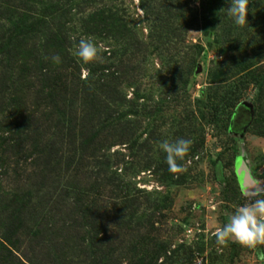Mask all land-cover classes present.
Returning a JSON list of instances; mask_svg holds the SVG:
<instances>
[{
  "label": "rangeland",
  "instance_id": "374dc122",
  "mask_svg": "<svg viewBox=\"0 0 264 264\" xmlns=\"http://www.w3.org/2000/svg\"><path fill=\"white\" fill-rule=\"evenodd\" d=\"M12 1L26 9L29 25L46 22L55 37L49 40L40 25L23 42L16 30L11 47L0 46V237L10 240L4 246L25 264H264L256 251L230 239L218 244L214 235L238 206L264 198V0H249L244 28L233 25L227 3L218 16L226 25L210 26V0ZM99 9L119 11L124 23L88 35L86 22ZM7 10L0 9V25L11 28L17 15ZM81 39L96 45L95 61L74 54ZM133 39L145 45L135 60ZM48 60L46 78L39 63ZM102 66L109 68L102 73ZM93 71L100 76L96 100L82 93ZM240 105L253 111L243 137L230 130ZM85 137L93 142L86 151ZM181 138L192 143L173 173L159 143ZM243 158L261 186L258 194L242 191ZM104 159L117 188L96 176ZM74 180L107 233L108 239L98 237V257L85 249L88 240L70 238L74 232L60 226L53 239L50 225L34 240L21 232L37 231L39 220L33 225L30 217L53 197V187H74ZM22 200L30 202L28 222L8 225L22 213ZM56 207L46 206V223L68 217L61 206L54 219ZM11 226L17 233L9 239ZM86 226L85 238L96 237ZM8 258L0 248V264H10Z\"/></svg>",
  "mask_w": 264,
  "mask_h": 264
},
{
  "label": "trees",
  "instance_id": "16d2710c",
  "mask_svg": "<svg viewBox=\"0 0 264 264\" xmlns=\"http://www.w3.org/2000/svg\"><path fill=\"white\" fill-rule=\"evenodd\" d=\"M223 3L226 4L225 0H210V2L208 3V9H207L208 12L207 13L209 14L208 19H210V22H209L210 26L212 25L214 27H217V25H221V26L226 25V22H224V19H221L222 22H220V19L218 18V16L220 15L219 14L220 13V7L222 8ZM3 6L8 7L7 14H10V15L12 14L13 15L12 17H14V15H17L16 21H18V22H17V24H12L11 22H9V25L11 26V28H6V27L0 25V46L1 47H5V45L11 47L12 38H13V36L16 35L15 34L16 30H19L18 38L23 36V38L20 42H23L26 39L28 34H30L32 32H36L37 26L41 25L43 28H45L47 30V32L50 30L48 23L43 22V21H39L40 25H38V24L37 25L30 24L29 25L27 22V17H24L22 15L26 11V9L23 7V5L17 6L16 4L13 3L12 0H0V9H3ZM10 10H12V11H10ZM224 11L222 12V13H224V14H222L223 17L225 15ZM9 12H12V13H9ZM120 22H122V23H120ZM117 23H120V24L124 23L123 21L120 20L119 11H115L113 13L110 11L105 12L104 9H102V11H101V9H99V12H97V14L95 13L94 15L90 16L89 20L86 22V25H87L86 32L88 35H95V33H102V32L109 30L108 28L116 29V28H119V26L115 25ZM44 25H45V27H44ZM3 28H5V31H2ZM226 28H227V30H229V26H226ZM49 33L50 34H49L48 38H49V40H52L55 37V34L53 33V31L52 32L49 31ZM122 35H123V32H122ZM129 43H130L129 45H131L134 48L135 53L133 54V59L135 60V59H137L136 57L138 56L139 52L143 49V47L145 45L137 39H133V41H130ZM10 51H11V49H10ZM47 57H48V55L46 56V58ZM64 60H65V58H64ZM39 66H40L41 76L48 78V76H49V71H48L49 60L39 63ZM98 66H99V64H98ZM107 68H109V66H102L100 70L102 73H104L105 70H108ZM130 69H132V73L135 74L139 70V67L135 66L134 61H133L129 70ZM94 73H96V72H94V71H93V73L91 72V74H89V77L84 81V84L82 86V93H83V96L88 95L87 99H89V97H91V99L96 100L98 97L96 94L97 89H98L97 84H98V81L100 80V78H99L100 76L96 77L94 75ZM121 74H125L124 69L122 70ZM113 75H114V73L109 74L108 78L112 79ZM105 76L107 77V75H105ZM112 82L113 83L117 82V81H114V77L112 79ZM98 91H99V89H98ZM97 105H98V103H97ZM236 109H237V106H236L235 110ZM259 112H260V110H259ZM85 139L88 140L89 137H85ZM91 139L88 141L86 140L87 145L85 147V151L90 148V145H92L93 142H91L92 141ZM93 153H95V152H93ZM91 155H92V157L97 158V156L95 154H91ZM97 164L100 166L103 165V167L102 168L101 167H95L94 168V170H96L97 174H98L96 176L99 177V175H101L102 181L108 187H111V188L116 187L117 188L116 183H115V181H116L115 179L118 177L115 176L116 174L112 173L109 176L107 175L108 174L107 171L109 169V165H108L107 160L104 159V162L98 161ZM70 167L71 166H67V169L70 170ZM167 168H169V166H167ZM73 185H74V187L76 186V188L69 186V185H65L66 187H62V188H60L59 186L53 187V189H52L53 197H50L48 200L45 199V202L43 203L45 206L44 207L41 206V207H43V209H41V207H40V211L34 212L32 217H30L29 222H32L33 225L37 224V222L39 220V224L37 225V231L35 230V232H34L33 227H30V228L26 227V229L24 228L23 231H21V232L24 233V235H25V233H26L25 231H27V233H26L27 237H29L30 239L33 238V240H34L36 238V236H38V233H39V235H41L42 231L40 228H42L43 226L47 227L48 225H50V228H48V229L51 232L52 231L55 232V229L58 228V226H60L59 231L60 230L65 231L66 233H69V234H71L72 231L74 232V235L71 236L70 238H76V240L82 241V243H84V244L86 243V240H88L89 245L85 246V249L91 247L92 250L95 252L94 255L96 257H98L97 251L102 252L101 238H98L102 232L104 233V231H102V229H103L102 223L99 222V219L96 216L91 217V209L89 207L85 206V204L83 203V198H80L79 194L78 195L76 194V192H79V189H80L78 187L79 183L74 180ZM58 191H60L61 194L58 193ZM80 191H81V189H80ZM55 196L57 198L56 200L53 199V198H55ZM10 203L17 204L15 200L11 201ZM21 203H22V205L20 207H21L22 213L19 215L10 216V219L8 221V225L11 223V225L14 226L15 224L12 222L15 220H19V221L21 220L22 222L25 223V220L27 217L23 216V215L25 212L26 205H29L30 202L29 201L25 202V200H22ZM43 204H41V205H43ZM53 204H56V206H57L55 208L56 213L54 214L53 218L54 217L56 218L58 215L62 214L63 211L61 209V206L64 207L63 209L65 212L67 211L66 214L68 215V217L65 214L66 215L65 217H67V218L60 221L59 223L55 222L54 220H53V224H51V222H49V221H48V223H46V220L43 219V214H44L43 211H45L46 206L53 205ZM133 205H128L127 208L129 210H132ZM95 212L100 214V212L97 209H95ZM49 213L51 214L52 211ZM42 219H43V221H42ZM78 219H80V222H81L80 225H79ZM88 220H90V221L88 222ZM35 221H37V222L35 223ZM26 222H28V221L26 220ZM86 225L91 227V230L93 231V233L96 234V237L95 236H93V237L89 236L88 239L85 238V235H83V233H84L83 229L85 228ZM12 226L8 230V234H6L9 236V239H10V236L16 235V233H17L15 230H12ZM6 229H8V228H6ZM97 229H99L98 230L99 232L97 231ZM54 232L51 233V237L53 236ZM106 234L107 233L103 234V236L105 238H102V239H106V238L108 239ZM0 238H1V241H0L1 251L7 252L8 257H9L7 260L9 261V263L13 264V262H18V263L20 262L21 264H25V263L21 262L22 256L20 259H18L14 255L12 250H9L8 248H6L4 246L3 243H5V242L8 243V241H10V240H8V237L5 236L4 234H1ZM41 239H42V237L40 236V238H38L35 242L36 245H38V248L41 247V244H40L42 242ZM52 239H53V237H52ZM94 264H101V263H98L96 260V262Z\"/></svg>",
  "mask_w": 264,
  "mask_h": 264
},
{
  "label": "clouds",
  "instance_id": "9594fccd",
  "mask_svg": "<svg viewBox=\"0 0 264 264\" xmlns=\"http://www.w3.org/2000/svg\"><path fill=\"white\" fill-rule=\"evenodd\" d=\"M228 4L227 16L237 28L249 25V0H225ZM84 63L95 61L98 50L91 39H81L74 53ZM58 61L59 57H54ZM191 140L178 139L175 142L164 140L159 143V150L166 154L165 162L170 172L180 171L177 164L189 151ZM217 243H224L226 239L257 252L258 258L264 261V198L254 199L238 206L222 228L214 233Z\"/></svg>",
  "mask_w": 264,
  "mask_h": 264
},
{
  "label": "water",
  "instance_id": "95a60500",
  "mask_svg": "<svg viewBox=\"0 0 264 264\" xmlns=\"http://www.w3.org/2000/svg\"><path fill=\"white\" fill-rule=\"evenodd\" d=\"M252 121L253 111L251 107L240 105L235 111L230 130L240 132L241 137H243ZM237 175L240 178V186L244 194H258L261 191V186L253 179L249 163L245 158L240 160Z\"/></svg>",
  "mask_w": 264,
  "mask_h": 264
}]
</instances>
